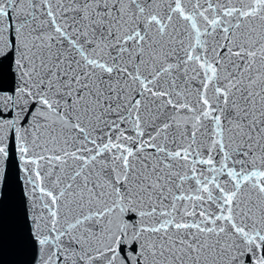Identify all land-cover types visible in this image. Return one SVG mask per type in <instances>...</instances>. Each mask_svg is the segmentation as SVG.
Listing matches in <instances>:
<instances>
[{
  "label": "snow or ice",
  "instance_id": "1",
  "mask_svg": "<svg viewBox=\"0 0 264 264\" xmlns=\"http://www.w3.org/2000/svg\"><path fill=\"white\" fill-rule=\"evenodd\" d=\"M0 264H264V0H0Z\"/></svg>",
  "mask_w": 264,
  "mask_h": 264
},
{
  "label": "water",
  "instance_id": "2",
  "mask_svg": "<svg viewBox=\"0 0 264 264\" xmlns=\"http://www.w3.org/2000/svg\"><path fill=\"white\" fill-rule=\"evenodd\" d=\"M9 259H11V257H8Z\"/></svg>",
  "mask_w": 264,
  "mask_h": 264
}]
</instances>
